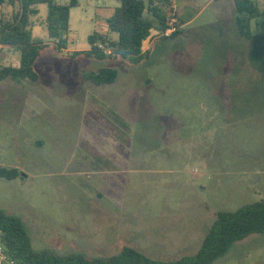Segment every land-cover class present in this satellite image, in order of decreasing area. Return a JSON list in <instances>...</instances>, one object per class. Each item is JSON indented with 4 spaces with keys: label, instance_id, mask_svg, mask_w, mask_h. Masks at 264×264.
Returning <instances> with one entry per match:
<instances>
[{
    "label": "rangeland",
    "instance_id": "374dc122",
    "mask_svg": "<svg viewBox=\"0 0 264 264\" xmlns=\"http://www.w3.org/2000/svg\"><path fill=\"white\" fill-rule=\"evenodd\" d=\"M77 1L70 51L88 50L94 32L117 39L106 21L118 1ZM207 2L175 0L169 17L191 22L172 39L153 32L138 65L48 46L35 82L0 81V167L20 173L0 178V209L23 222L34 249L103 257L128 247L173 261L198 251L217 212L264 202V17L246 40L230 5ZM39 9L33 33L45 41ZM103 67L117 70L112 84L84 78ZM213 264H264V234Z\"/></svg>",
    "mask_w": 264,
    "mask_h": 264
},
{
    "label": "trees",
    "instance_id": "16d2710c",
    "mask_svg": "<svg viewBox=\"0 0 264 264\" xmlns=\"http://www.w3.org/2000/svg\"><path fill=\"white\" fill-rule=\"evenodd\" d=\"M59 0H0V46L13 48L19 52L18 67H0V81L9 79L15 82H35L37 74L34 65L40 52L52 46L57 53L65 51L70 44V9L78 5L70 0L62 5ZM119 6L107 19L108 33L117 35L111 39L107 33L94 32L88 37L90 48L74 51L68 57H85L96 61L121 58L138 65L149 58L151 51H143L142 45L150 37L152 30L161 34L160 38L172 39L179 35L175 18L169 17L171 0H116ZM8 5L13 9L11 17L4 15L2 8ZM39 5H45L46 16L43 26L48 42L34 38L32 29L40 14ZM264 7V3L262 4ZM261 4L254 0H233L234 22L240 35L251 40V23L264 17ZM170 21L172 23H170ZM260 25H263V19ZM169 35H165L171 30ZM94 85H107L115 82L117 70L103 67L84 74ZM17 169L0 167V178L16 179ZM253 234H264V202L257 201L240 206L234 211L217 212L213 223L203 237L198 251L173 261L154 260L134 249L123 247L112 256L89 257L83 253L60 255L50 250L33 248L23 222L0 209V242L19 264H213L222 258L230 247Z\"/></svg>",
    "mask_w": 264,
    "mask_h": 264
},
{
    "label": "crops",
    "instance_id": "0c3cea01",
    "mask_svg": "<svg viewBox=\"0 0 264 264\" xmlns=\"http://www.w3.org/2000/svg\"><path fill=\"white\" fill-rule=\"evenodd\" d=\"M175 0H171V10L174 12V10L176 11V13H177V10L175 9ZM212 4H216V5H218L219 7H221V8H225V6H228L229 7V5H230V7H231V9L234 11V8H233V0H208V2L206 3V7L207 6H210V5H212ZM205 6L200 10V12H199V14L202 12V11H204V9L206 8ZM40 10V9H39ZM176 13H174L173 14V16L175 15V18L174 19H172L173 21L175 20L176 21V25H178L177 26V29H179V30H182L184 27H185V25H188L190 22H191V20H188L186 23H184V22H182L180 19H178L177 17H176ZM235 13V12H234ZM234 17H232V18H228L231 22H233L234 21V19H233ZM230 22V23H231ZM37 26H41V25H38V24H36ZM35 25V26H36ZM34 26V27H35ZM33 27V28H34ZM156 33L157 31H155V30H152L151 32H150V37L151 36H153V34L154 33ZM105 33V32H104ZM32 34H33V37L34 38H39V37H35L34 36V33H33V29H32ZM69 34H70V29H69ZM47 36V35H46ZM149 37V38H150ZM149 38L147 39L148 41H149ZM158 38H160V37H158ZM39 39H41V38H39ZM42 40V39H41ZM46 40H48V38L46 39ZM45 40V41H46ZM69 40H70V35H69ZM146 40V41H147ZM43 41V40H42ZM152 45H153V43H152ZM2 46H0V57H1V55H4V53H1V52H3L4 50H6L7 48L8 49H10L9 47H2ZM13 48H11V50H12ZM15 52H16V55H15V57L13 58V57H10V56H8V57H5V56H2L1 58H3L4 57V63H3V61H1L0 62V66H1V64H2V66L1 67H18L19 66V59H20V55H19V52L18 51H16L15 49H13ZM147 51H151V49L150 48H148L147 49ZM70 52H74V51H70L69 50V47L65 50V51H63L62 53H61V55H64V56H69L71 53ZM6 58H11V61L12 60H14L11 64H8V59L6 60ZM4 81V80H3ZM13 82V81H12ZM25 81H22V82H16L17 84H19V85H21L22 83H24ZM27 82V81H26Z\"/></svg>",
    "mask_w": 264,
    "mask_h": 264
},
{
    "label": "built area",
    "instance_id": "2783aa9c",
    "mask_svg": "<svg viewBox=\"0 0 264 264\" xmlns=\"http://www.w3.org/2000/svg\"><path fill=\"white\" fill-rule=\"evenodd\" d=\"M259 2L260 4L264 3V0H254ZM173 22V21H172ZM173 29L168 30L165 35H169ZM0 264H19L17 260L12 258L9 253L6 251L2 243L0 242Z\"/></svg>",
    "mask_w": 264,
    "mask_h": 264
}]
</instances>
